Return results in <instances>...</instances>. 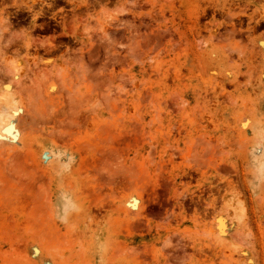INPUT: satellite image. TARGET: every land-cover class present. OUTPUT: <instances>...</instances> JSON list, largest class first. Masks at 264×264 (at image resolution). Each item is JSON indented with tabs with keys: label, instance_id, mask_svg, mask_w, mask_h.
Segmentation results:
<instances>
[{
	"label": "rangeland",
	"instance_id": "rangeland-1",
	"mask_svg": "<svg viewBox=\"0 0 264 264\" xmlns=\"http://www.w3.org/2000/svg\"><path fill=\"white\" fill-rule=\"evenodd\" d=\"M0 264H264V0H0Z\"/></svg>",
	"mask_w": 264,
	"mask_h": 264
},
{
	"label": "bare ground",
	"instance_id": "bare-ground-1",
	"mask_svg": "<svg viewBox=\"0 0 264 264\" xmlns=\"http://www.w3.org/2000/svg\"><path fill=\"white\" fill-rule=\"evenodd\" d=\"M40 1V0H39ZM35 2V1H34Z\"/></svg>",
	"mask_w": 264,
	"mask_h": 264
}]
</instances>
